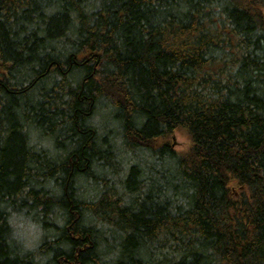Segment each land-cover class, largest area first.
Listing matches in <instances>:
<instances>
[{"label": "trees", "instance_id": "1", "mask_svg": "<svg viewBox=\"0 0 264 264\" xmlns=\"http://www.w3.org/2000/svg\"><path fill=\"white\" fill-rule=\"evenodd\" d=\"M0 264H264V0H0Z\"/></svg>", "mask_w": 264, "mask_h": 264}, {"label": "rangeland", "instance_id": "2", "mask_svg": "<svg viewBox=\"0 0 264 264\" xmlns=\"http://www.w3.org/2000/svg\"><path fill=\"white\" fill-rule=\"evenodd\" d=\"M175 142L174 149L176 150H183L188 146V138L182 134L175 135ZM158 143L161 144L162 142L159 140ZM15 219L18 220V223L21 225V233L23 236L25 235V239L28 245H30V243L34 242L33 240L36 234L40 232L39 228L29 220H23V218H19L18 216H15Z\"/></svg>", "mask_w": 264, "mask_h": 264}]
</instances>
